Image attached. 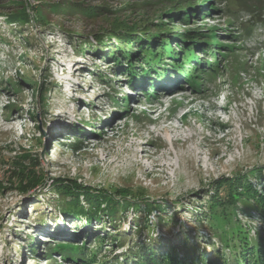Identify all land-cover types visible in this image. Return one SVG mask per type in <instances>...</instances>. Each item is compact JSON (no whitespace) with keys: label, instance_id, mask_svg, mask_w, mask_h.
Segmentation results:
<instances>
[{"label":"rangeland","instance_id":"1","mask_svg":"<svg viewBox=\"0 0 264 264\" xmlns=\"http://www.w3.org/2000/svg\"><path fill=\"white\" fill-rule=\"evenodd\" d=\"M17 1L26 7L23 26L7 22L12 5L0 8V264H87L47 250L85 244L84 237L96 246L98 236L105 238L98 262L107 255L123 261L140 243L159 251L183 228L199 234L191 243L222 251L209 225L197 220L207 212L213 182L260 167L250 179L264 191V11L241 9L253 0ZM69 4L103 6L106 13L87 18L52 10ZM117 19L138 32L160 24L176 54L177 42L183 44L179 62L184 48L190 59H166V74L159 70L154 81L131 85L119 65L92 53L100 44L95 33ZM104 34V45L117 42ZM215 114L228 125L216 123ZM76 136L83 141L79 150ZM27 151L38 157L46 179L45 186L22 192L15 173ZM53 178L109 190L144 188L166 209H153L149 222L141 221L144 210L130 209L120 213L118 226L106 214L90 224L61 211ZM81 202L88 206L84 196ZM240 216L252 237L264 235L255 213ZM115 232L118 241L111 242Z\"/></svg>","mask_w":264,"mask_h":264},{"label":"trees","instance_id":"2","mask_svg":"<svg viewBox=\"0 0 264 264\" xmlns=\"http://www.w3.org/2000/svg\"><path fill=\"white\" fill-rule=\"evenodd\" d=\"M9 5H12V10L5 12L7 22L11 24L18 23L23 26L28 20L25 4L17 0H0L1 9ZM244 5L241 9H245L253 15L258 13L260 9L264 11V0H253L247 4L245 2ZM52 10L69 15L80 14L87 18L105 16L106 13V8L103 6H86L81 4H69L65 7L52 8ZM171 17L173 18V16ZM183 21H188V18L185 17ZM129 23V21L117 19L114 23H111V27L102 31L98 30L95 35L99 38L100 44L91 47L95 49L92 53L98 55L101 52L100 59H111L119 65L120 71L125 70V76L130 77L129 83L133 86L134 83L137 84V81H143L145 77H149L151 81H154L155 78L153 79L152 77H155V74L159 70L163 71V74H166L162 69L166 59H170V61L172 59L178 64V57L182 53L180 49L184 46L177 42L179 53L176 54V51L171 46L172 37L164 35L161 32L162 28L160 24H157L156 28H142L145 31L138 32L140 27L136 25L132 26ZM144 26L146 25L144 24ZM251 26H247L246 34L251 33L249 31ZM107 32H111L108 36L109 38H107L116 39V43L109 41L108 45H104V38H106L104 33ZM185 40V38H182V41ZM81 48H83V44ZM186 51L184 48L183 53H185L182 55L181 60L190 59L188 56L185 57ZM120 59H124L127 62L126 67L121 64ZM181 60L179 63L183 62ZM41 91L43 93L44 89H41ZM82 143V138L76 136L75 142H73L74 149H81ZM33 155L27 151L18 158L19 165L15 176L19 189L22 192H27L36 186H45L44 180L46 179V175L42 169L38 168L40 166L38 157ZM258 168L260 167L251 168L248 172H241L233 176L216 179L212 184L215 193L206 200L208 205L207 212L197 218L199 222H203V224H200L201 226L205 222L209 225L208 227L212 229L213 237H217L222 243L224 248L222 251L217 248L216 252L210 253V251L201 248L200 242L193 241L191 243L190 238L194 240L196 237H199V234L195 233L193 236H190V232L186 234L183 228L179 231V234L174 236L176 238L175 242L170 237L167 240V244L159 248V251H156L149 244L140 243L135 246L134 250H131L130 254L125 255V258L122 257L123 261L117 255L112 258L107 255L103 256V261L98 262L97 257L101 253L103 245H105L104 236H98L96 246L87 244L88 242L84 237L85 244L59 243L53 248H49L47 254H51L50 250L57 249L65 259L80 258L81 260H85L87 264H129L132 260L134 264H264V235L259 231L256 234L257 236L252 237L250 235L251 227L244 225L240 216L241 213L245 217L252 216L255 213L260 221L264 223V191L256 185L254 186L250 179V174H259V171L255 174V170ZM257 180L262 181V178L258 177ZM51 183L59 194L57 202L61 211L65 215H71L72 218L77 220H81L79 216H85L86 221L90 224L94 220H102L103 215L106 214L111 223L114 221V224L118 226L115 221L120 219V213L122 214L124 211L130 209L144 210L146 213L144 216H141V221L143 219L149 222L148 214L153 209L157 208L162 212L166 209L163 205L165 201L157 202L154 200L152 202L144 189L123 186L109 190L85 184L78 181L77 178H53ZM81 196H84L87 201V207L81 202ZM103 203H105L104 206ZM168 221V224L176 223L174 218ZM148 227L149 225L146 224L145 228ZM85 232L88 231L86 230ZM118 235H120L118 232L114 234L110 233L111 242L114 236V240L118 241ZM206 238L203 237L204 240ZM199 239L204 242L201 237ZM122 240V238L119 240L118 247L124 246ZM226 247L228 251L230 250L228 257H225L226 252L224 251H226ZM141 249L144 250L143 253ZM53 262V259H51L50 263ZM130 264H133V262Z\"/></svg>","mask_w":264,"mask_h":264},{"label":"bare ground","instance_id":"3","mask_svg":"<svg viewBox=\"0 0 264 264\" xmlns=\"http://www.w3.org/2000/svg\"><path fill=\"white\" fill-rule=\"evenodd\" d=\"M216 107H217V109H219V110H226L228 107H225V106H223V105H221V104H217L216 105ZM156 109H154V111H155ZM9 118H12V117H9ZM213 119H214V121L216 122V123H218V124H222V126H226V125H228V122L226 123V122H221V120H220V114H215V116L213 117ZM7 122H9V121H7ZM217 133V132H216ZM153 140H155L153 137L150 139V141L152 142ZM154 142V141H153ZM152 142V143H153Z\"/></svg>","mask_w":264,"mask_h":264},{"label":"water","instance_id":"4","mask_svg":"<svg viewBox=\"0 0 264 264\" xmlns=\"http://www.w3.org/2000/svg\"><path fill=\"white\" fill-rule=\"evenodd\" d=\"M138 189H144V188H138ZM145 190V189H144ZM146 191V190H145ZM147 192V191H146Z\"/></svg>","mask_w":264,"mask_h":264}]
</instances>
